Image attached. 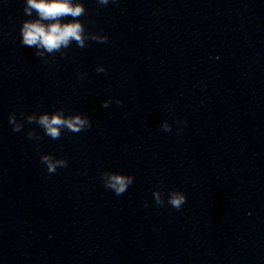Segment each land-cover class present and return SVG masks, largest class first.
Wrapping results in <instances>:
<instances>
[{"label":"clouds","instance_id":"clouds-1","mask_svg":"<svg viewBox=\"0 0 264 264\" xmlns=\"http://www.w3.org/2000/svg\"><path fill=\"white\" fill-rule=\"evenodd\" d=\"M108 2L109 0H98V3L102 5H106ZM33 10L37 13L38 18L25 20L20 29L22 44L25 46L43 48L51 53L58 51L61 47H68L71 41H75L79 47H84L86 39L102 43L108 40L106 35L96 33H93L91 36L85 35V25L79 19V17L86 13L82 0L78 3H74L73 0H26L24 13L31 17ZM65 17H71V22L61 24V18ZM44 20H50L52 23L45 25L42 23ZM37 54L40 55V53ZM96 70L103 72L104 68L97 67ZM120 103L122 101H118V104ZM102 106L107 107L108 102H103ZM27 120L29 123H38L43 128L44 133L54 140L60 138L61 129L66 128L70 132L78 133L91 127L86 118H81L79 115L65 118L62 111L56 112L51 116L43 114L38 119L35 116H28ZM9 123L13 125V131L19 132L21 130L22 125L16 123L14 115L9 116ZM163 130L171 131V128L165 125ZM32 135L33 133H28L29 138ZM40 159L47 166L48 173H55L58 166H67L65 159H55L51 155H43ZM102 179H104V186L113 190L118 196L123 194L129 185L133 183L131 175L118 172H104ZM154 195L156 196V203L163 204L159 193H154ZM185 202V195L179 191H172L168 199V203L177 210Z\"/></svg>","mask_w":264,"mask_h":264}]
</instances>
